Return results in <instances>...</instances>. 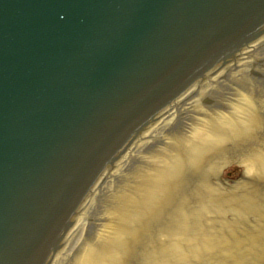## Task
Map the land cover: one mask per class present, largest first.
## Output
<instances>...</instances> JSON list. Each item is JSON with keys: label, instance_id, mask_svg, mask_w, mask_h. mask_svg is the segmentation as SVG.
Returning <instances> with one entry per match:
<instances>
[{"label": "water", "instance_id": "obj_1", "mask_svg": "<svg viewBox=\"0 0 264 264\" xmlns=\"http://www.w3.org/2000/svg\"><path fill=\"white\" fill-rule=\"evenodd\" d=\"M255 29L259 55L264 0H0V264H43L126 138ZM253 83L191 101L182 130L180 110L161 120L120 167L137 163L120 205L80 223L57 263L264 264ZM230 163L243 179L222 177Z\"/></svg>", "mask_w": 264, "mask_h": 264}, {"label": "rangeland", "instance_id": "obj_2", "mask_svg": "<svg viewBox=\"0 0 264 264\" xmlns=\"http://www.w3.org/2000/svg\"><path fill=\"white\" fill-rule=\"evenodd\" d=\"M244 167L238 163H230L221 170V175L224 179L237 181L244 178Z\"/></svg>", "mask_w": 264, "mask_h": 264}, {"label": "bare ground", "instance_id": "obj_3", "mask_svg": "<svg viewBox=\"0 0 264 264\" xmlns=\"http://www.w3.org/2000/svg\"><path fill=\"white\" fill-rule=\"evenodd\" d=\"M241 165V164H240ZM241 166H243V165H241ZM244 167V166H243ZM245 168V167H244ZM245 173H246V169H244V175H245Z\"/></svg>", "mask_w": 264, "mask_h": 264}]
</instances>
